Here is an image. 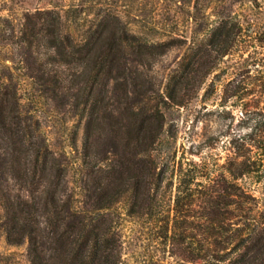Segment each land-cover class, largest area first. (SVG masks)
I'll list each match as a JSON object with an SVG mask.
<instances>
[{
    "label": "rangeland",
    "instance_id": "rangeland-1",
    "mask_svg": "<svg viewBox=\"0 0 264 264\" xmlns=\"http://www.w3.org/2000/svg\"><path fill=\"white\" fill-rule=\"evenodd\" d=\"M123 34L156 51L138 86L124 93L120 78L113 95L115 79L103 75L90 88L58 79L89 69L102 39L116 44ZM126 51L136 58L135 49ZM108 100L120 123L134 120L127 101L157 107L163 128L162 144L150 151L163 179L151 183L145 207L125 196L104 210L117 231L120 264H203L202 248L229 256L225 247L238 239L206 237L208 195L246 156L258 167L237 180L264 220V147L253 146L257 139L264 145V0H0V150L9 153L15 187L21 179L14 174L26 170L15 156L28 128L67 154V190L84 199L85 143L109 153L107 129L98 127L107 122ZM6 220L0 203V264H32L29 241L11 242ZM48 225L43 215L41 228Z\"/></svg>",
    "mask_w": 264,
    "mask_h": 264
},
{
    "label": "trees",
    "instance_id": "trees-1",
    "mask_svg": "<svg viewBox=\"0 0 264 264\" xmlns=\"http://www.w3.org/2000/svg\"><path fill=\"white\" fill-rule=\"evenodd\" d=\"M111 40L107 36L102 39L99 51L87 60L89 69L61 75L58 79L73 87L77 84L84 87L86 83L90 88L96 76L103 75L115 79L113 95L120 78L125 85L124 93L129 91L127 86L130 84L138 86L140 77L145 73L148 75V63L156 54L154 45L126 34L122 35L119 43ZM126 48L135 49L136 58L130 57ZM133 60L141 68L138 64H131ZM81 63L84 60L80 57L77 64ZM104 69L107 70L105 74L102 73ZM93 71L97 73L94 75ZM106 90L104 86L103 91ZM103 100L104 97L101 98ZM100 105L95 103V113ZM103 107L106 111L101 118L107 117V122L98 127L101 131L107 129L109 153L88 141L85 143L82 157L86 167L84 199L77 198L74 191L67 190V154L55 151L41 137L30 134L28 128H25L28 135L23 144V154L15 156L17 159L23 157L25 161V172L22 175L14 174L16 179H21V184L17 182L20 187H15L8 177L9 172H13L12 167L8 166L9 153L0 150V203L7 213V237L13 243L29 241L32 264H120L117 231L104 210L113 207L125 196H131L135 204L137 202L145 207L151 183L163 179L162 171L155 170L157 164L150 153L155 145L163 142L158 108L152 107L148 111L145 105L133 106L127 101L126 109L132 110L134 122L130 119L120 123L115 102L108 100L102 104ZM140 114L143 116L139 118ZM100 133L97 129L95 135L100 136ZM255 141H259L253 144L255 148L264 147L261 140ZM105 159H110L111 163L106 167L97 165ZM258 164L257 159L246 156L238 162V168L233 166L227 169L229 177L224 175L214 184L215 188L208 195L210 213L207 218L210 223L206 225L209 231L206 237L218 243L223 240L227 243L238 241L232 247H225L229 248L226 252L229 256L221 254L223 252L219 249L202 248L198 258L203 264H224L225 261L226 264H264V220L252 212L254 205H247L249 196L237 180L243 174L255 171ZM43 215L48 219L49 230L41 228ZM11 217L13 221H10ZM229 217L230 222L227 221Z\"/></svg>",
    "mask_w": 264,
    "mask_h": 264
}]
</instances>
